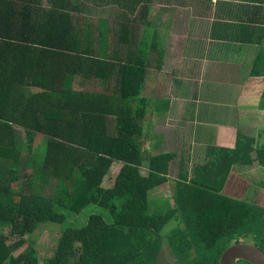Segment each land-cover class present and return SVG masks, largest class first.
I'll return each mask as SVG.
<instances>
[{
  "label": "trees",
  "instance_id": "1",
  "mask_svg": "<svg viewBox=\"0 0 264 264\" xmlns=\"http://www.w3.org/2000/svg\"><path fill=\"white\" fill-rule=\"evenodd\" d=\"M95 1L0 0V264H158L167 232L180 264H218L231 235L264 244V207L222 185L179 175L169 211L151 195L171 156L145 150V58L112 54L145 41L114 45L112 23L84 17ZM258 55L250 76L264 77ZM46 228L59 237L43 258L25 238Z\"/></svg>",
  "mask_w": 264,
  "mask_h": 264
},
{
  "label": "crops",
  "instance_id": "2",
  "mask_svg": "<svg viewBox=\"0 0 264 264\" xmlns=\"http://www.w3.org/2000/svg\"><path fill=\"white\" fill-rule=\"evenodd\" d=\"M262 1L86 4L92 12L84 17L103 27L113 24L114 45L121 38H144L138 45L143 53L134 44L116 46L112 54L120 62L145 58V150L152 156H171L166 182L151 195L176 183L171 178L175 168L177 179L185 174L215 182L222 185L219 194L230 199H254L258 188L264 195V77L250 76L255 58L264 50ZM117 25H127L129 32H117ZM228 184L240 192H230Z\"/></svg>",
  "mask_w": 264,
  "mask_h": 264
},
{
  "label": "rangeland",
  "instance_id": "3",
  "mask_svg": "<svg viewBox=\"0 0 264 264\" xmlns=\"http://www.w3.org/2000/svg\"><path fill=\"white\" fill-rule=\"evenodd\" d=\"M76 87L77 88H80V85L76 83ZM17 131L20 132V129H17ZM21 135L23 136V134H21ZM22 138H24V137H22ZM33 146L35 147V151L34 152L38 156L43 157L44 156V153H45L44 152L45 151V149H44L45 148L44 138H39V137L35 138L34 145ZM184 163L185 162L183 161V164ZM116 167H119V166H116ZM120 167H121V165H120ZM180 169H181L182 172H185V170H184L183 167H181ZM188 169H189V166H188ZM174 170H175L176 173L175 172L172 173L171 175L173 177H171V178L173 180L179 181V179H180L179 176H178V179L176 177L177 176V169L175 168ZM184 175L185 174L180 175V176H184ZM185 177H187V176H185ZM188 177L190 178V175ZM188 180L189 179H186V181H188ZM250 182L252 184V181H250ZM251 184L249 186L250 187L251 186L253 187L254 185H251ZM174 185H175L174 183H168L167 184L168 187L166 186L167 187V191H165V192H158L156 195H154L155 198L166 197L165 200L161 199L159 201V205L163 208V210L169 211V210H171V209L174 208V203H173L174 202L173 194H174V188H175ZM169 186L173 190H171L169 188ZM230 186H231V188H229V191L230 192L235 193V194H237V193L240 192L238 189L235 188L236 186H233L232 187L231 184H228V187H230ZM252 197L254 199H249L248 198L246 200L249 201V202H251V203H253V204H255V205H257V206L264 207V195L262 193V189L261 188H258V190H256V192L254 194H252ZM167 201H169V202H167ZM159 210L162 211L160 208H159ZM88 215H89V213H86V214L82 215L81 220L77 221L76 223L79 224V225L85 226L87 224ZM76 220H78V219H76ZM72 221L75 222V219H72ZM173 225H174L173 222H169V224L165 228L166 232L167 231H170L171 228L173 227ZM180 228H181V230H184V226H181ZM168 235L169 234L167 232V235H165L163 237L162 243H161V245L159 247V251H158L157 257H156L157 262H158V264H180L179 257H177V256L175 257L171 253V251L169 249L168 240H167V236ZM58 237H59V232L58 231H51L50 228H46L44 232H42V230L40 232H36L30 238H28V239L25 238V240L26 241H29L28 244L36 245V248L37 247H40V248H37V249L40 250V252H41L40 254H42L41 256H43V258H44L45 256L47 257V256L50 255V252H51L50 248L53 247V242H54L55 238L57 239ZM231 237H232V238H230V240L232 239L231 242L228 241V240L221 242V243H223L222 245H225V244L228 245V246H226V248L224 249V251L227 248H229L230 246H232L235 243H237V242H234V240H233L234 239V236L231 235ZM243 237H244V239H242ZM243 237H240L241 238L239 240L240 243H244V242L250 241V242H253L254 244H257L260 247L264 248V244H262V241L260 239V234L259 235L256 234V233L253 234V235H249L248 234V235H244ZM227 241L230 242V243H228ZM47 248H49V250L46 251V254H45V251L44 250H46ZM224 251H222V252H224ZM188 254H189L190 257L194 255L191 250L188 251ZM40 264H44V263L42 261H40Z\"/></svg>",
  "mask_w": 264,
  "mask_h": 264
},
{
  "label": "water",
  "instance_id": "4",
  "mask_svg": "<svg viewBox=\"0 0 264 264\" xmlns=\"http://www.w3.org/2000/svg\"><path fill=\"white\" fill-rule=\"evenodd\" d=\"M237 260L264 264V250L251 243H237L221 253L218 264H233Z\"/></svg>",
  "mask_w": 264,
  "mask_h": 264
},
{
  "label": "flooded vegetation",
  "instance_id": "5",
  "mask_svg": "<svg viewBox=\"0 0 264 264\" xmlns=\"http://www.w3.org/2000/svg\"><path fill=\"white\" fill-rule=\"evenodd\" d=\"M238 243H240V242H238ZM244 243H251V244H254L253 242H250V241H247V242H244ZM235 244H237V243H235ZM254 245L260 247V246L257 245V244H254ZM260 248H262V247H260ZM262 249L264 250V248H262ZM219 257H220V256H219ZM218 260H219V259H218ZM233 264H246V261H243V260H237V261L233 262Z\"/></svg>",
  "mask_w": 264,
  "mask_h": 264
}]
</instances>
